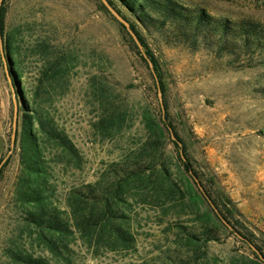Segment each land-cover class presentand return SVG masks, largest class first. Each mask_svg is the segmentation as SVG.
Listing matches in <instances>:
<instances>
[{"label":"rangeland","instance_id":"374dc122","mask_svg":"<svg viewBox=\"0 0 264 264\" xmlns=\"http://www.w3.org/2000/svg\"><path fill=\"white\" fill-rule=\"evenodd\" d=\"M180 1L206 7L216 16L264 22V0ZM2 5L6 15L3 32L0 29V264H23L14 251L44 257L51 264H254L259 253L250 242L264 261L260 56L252 60L205 47L193 50L147 34L163 72V91L149 62L102 0H2ZM9 39L12 57L5 47ZM15 68L18 73L12 72ZM15 78H20L31 104L53 118L79 151L76 158L47 141L46 191L63 216H72L74 189L96 181L107 164L137 149L146 139L145 115L163 109L206 187L245 238L233 230L221 231L219 240L195 248L180 230L181 225L200 228L189 201L185 206L180 200L169 201L163 208L131 198L126 208L136 236L133 246L112 247L96 234L76 229L63 237L67 247L61 243L52 249L47 239L58 236L32 226L25 217L32 206L17 196L23 165L21 136L12 145L15 99L19 102ZM119 111L125 118L113 122L112 115ZM175 155L170 143L163 160L172 177L187 186V176L171 160Z\"/></svg>","mask_w":264,"mask_h":264},{"label":"trees","instance_id":"16d2710c","mask_svg":"<svg viewBox=\"0 0 264 264\" xmlns=\"http://www.w3.org/2000/svg\"><path fill=\"white\" fill-rule=\"evenodd\" d=\"M108 1L130 22L138 35L147 56L154 64V78L163 91V72L147 42V34L152 37L159 34L170 44H183L193 50L205 47L219 55H246L252 60L258 55L262 60L260 62H264V22L260 20L251 17H220L212 14L206 7L189 5L180 0ZM102 5L106 7L103 2ZM5 15L6 9L2 5L1 32L5 28ZM120 24L138 53L148 61L125 25ZM10 42L12 41L9 39V44L6 43L5 47L7 54L12 57ZM14 70L12 69L13 73H18L16 68ZM15 82L20 111L23 110L22 128L21 131L18 130L16 139L17 142L18 136H21L23 165L17 196L25 204L32 206L25 215L32 226L58 236L47 239L52 249H59L61 243L67 247L63 237L76 229L85 234H96L99 240L105 239L112 247L133 246L136 236L126 208L131 198L139 204L149 203L163 208L169 201L180 200L184 206L189 201L195 206L194 221L200 223V228L195 230L181 225L180 230L185 234L187 242L195 248H200L211 240H219L221 231L233 233L220 214L232 225L230 217L206 187L188 155L184 140L171 121L168 111L163 112V109L159 113L150 111L145 115L143 121L146 139L137 149L124 154L118 161L107 164L96 181L74 189L70 199L72 216H63L46 191L50 167L45 157L47 141L63 146L76 158H80L79 151L53 118L45 117L36 105L31 104L20 87V78H15ZM112 116L113 122L122 123L125 118L124 111ZM103 126L107 124L103 123ZM170 143L175 145L176 150V155L171 160L179 173L187 176L190 183L187 186L172 177L171 167L163 160L165 149ZM235 231L237 230L234 229ZM13 256L23 264H51L44 257L20 251H14ZM257 257L259 261L252 263L264 264L259 254Z\"/></svg>","mask_w":264,"mask_h":264},{"label":"water","instance_id":"95a60500","mask_svg":"<svg viewBox=\"0 0 264 264\" xmlns=\"http://www.w3.org/2000/svg\"><path fill=\"white\" fill-rule=\"evenodd\" d=\"M102 2L106 5V7L109 9V11L121 22L125 25L126 29L129 31V33L133 36L135 42L138 44L139 48L141 49V51H144V46L141 43L138 35L136 34V32L132 29L130 22L121 14L118 12V10L110 4V2L108 0H102ZM1 7H2V0H0V29H1ZM0 41H2L1 38V32H0ZM144 55L147 57L148 62L150 67L153 69L154 71V64L153 62L150 60V58L147 56V54L144 52ZM159 95L161 97L162 93L161 90L159 91ZM18 127H19V102L15 99V109H14V121H13V133H12V145L15 144L16 139H17V132H18ZM172 135L174 136L173 130H172ZM218 211V210H217ZM220 217L223 219V221L229 226V228L231 230L234 231V227L233 225H231L221 214ZM235 233H237L239 236L243 237L238 231H235ZM251 246L259 253V255L263 258V256L261 255V253L259 252V250L254 246V244H252L250 242Z\"/></svg>","mask_w":264,"mask_h":264}]
</instances>
